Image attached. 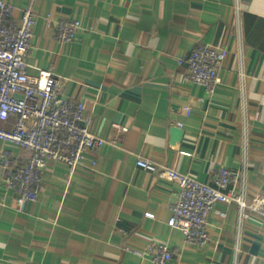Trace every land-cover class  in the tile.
Instances as JSON below:
<instances>
[{
	"label": "crops",
	"instance_id": "crops-1",
	"mask_svg": "<svg viewBox=\"0 0 264 264\" xmlns=\"http://www.w3.org/2000/svg\"><path fill=\"white\" fill-rule=\"evenodd\" d=\"M0 1L14 20L28 8L36 15L28 74L61 78V95L83 104L105 140L74 169L48 163L35 203L20 204L0 168V264H150L151 244L170 247L167 264H264V205L246 217L233 206L226 219L217 207L199 248L168 225L175 184L136 165L143 158L211 186L227 168L248 204L264 201V0ZM62 19L81 24L72 42L56 37ZM203 45L228 52L212 98L189 77L187 58Z\"/></svg>",
	"mask_w": 264,
	"mask_h": 264
},
{
	"label": "built area",
	"instance_id": "built-area-1",
	"mask_svg": "<svg viewBox=\"0 0 264 264\" xmlns=\"http://www.w3.org/2000/svg\"><path fill=\"white\" fill-rule=\"evenodd\" d=\"M13 15L14 6L0 1V142L8 147L1 154V177L5 186L17 193L20 204L35 203L48 163L74 169L89 153L99 151L105 140L89 130L83 104L61 95V78L47 70H41L38 76L28 74L27 57L36 15L30 8L22 10L17 20ZM80 28L78 20H59L56 37L63 43L72 42ZM227 56L225 48L203 45L187 58L191 82L201 87L208 98L215 95L222 82L220 69ZM199 101L204 103L207 98ZM190 114L188 108L187 115ZM12 117L16 122L12 130H7L3 124ZM12 147L27 150L28 159L22 160L11 151ZM136 165L175 184L176 200L168 225L180 231L187 244L199 248L208 244L209 218L217 207H221L218 213L223 219L233 206L244 217L248 209L263 213L264 201L256 197L248 204L244 194L236 191L237 174L227 168L218 170L211 186L143 158H138ZM147 216L154 218L152 214ZM145 251L150 255V264H167L173 259L170 247L164 244L147 245ZM134 253L143 256L140 251Z\"/></svg>",
	"mask_w": 264,
	"mask_h": 264
},
{
	"label": "water",
	"instance_id": "water-1",
	"mask_svg": "<svg viewBox=\"0 0 264 264\" xmlns=\"http://www.w3.org/2000/svg\"><path fill=\"white\" fill-rule=\"evenodd\" d=\"M174 132H175V133H174V137H180V136H182V134H183L182 130H180V129H177V130H175Z\"/></svg>",
	"mask_w": 264,
	"mask_h": 264
}]
</instances>
